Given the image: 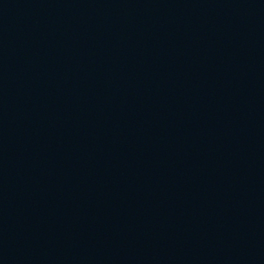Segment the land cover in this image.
Wrapping results in <instances>:
<instances>
[{
    "label": "water",
    "instance_id": "water-1",
    "mask_svg": "<svg viewBox=\"0 0 264 264\" xmlns=\"http://www.w3.org/2000/svg\"><path fill=\"white\" fill-rule=\"evenodd\" d=\"M0 264H264V0H0Z\"/></svg>",
    "mask_w": 264,
    "mask_h": 264
}]
</instances>
